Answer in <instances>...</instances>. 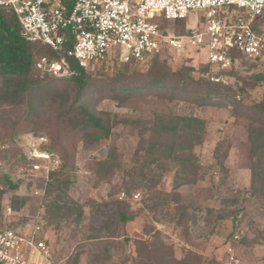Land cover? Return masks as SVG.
Listing matches in <instances>:
<instances>
[{"label":"rangeland","instance_id":"1","mask_svg":"<svg viewBox=\"0 0 264 264\" xmlns=\"http://www.w3.org/2000/svg\"><path fill=\"white\" fill-rule=\"evenodd\" d=\"M194 18L204 23L203 13L176 24L154 22L177 34ZM157 62L166 72L194 68L195 79L206 70L204 58L193 52H166ZM85 72L91 87L82 101L111 136L94 144L68 142L76 167L70 185L42 198L35 191L46 185L21 177L16 164L31 137L51 143L32 124L29 108L54 115L61 102L45 100L41 92L35 103L0 105V229L24 226L44 212V238L61 264H227L229 244L235 264H264V151L253 152L250 140L253 129L264 140V117L251 122L245 109L264 98V66L242 62L225 79L228 87L219 88L223 101L204 107L168 87L169 81L165 88L122 93L104 85L123 72L148 76L149 66L126 67L111 58ZM72 97L70 92L64 104ZM156 114L197 118L205 131L192 139L180 131L173 143L156 133ZM109 155L106 165L113 168L102 166Z\"/></svg>","mask_w":264,"mask_h":264},{"label":"built area","instance_id":"2","mask_svg":"<svg viewBox=\"0 0 264 264\" xmlns=\"http://www.w3.org/2000/svg\"><path fill=\"white\" fill-rule=\"evenodd\" d=\"M0 8L14 14L26 41L55 54L68 42L63 33H70L72 46L64 55L55 60L42 56L36 63L41 75L57 79L73 75L69 60L86 71L111 58L144 65L166 52L203 57L215 83L227 84L218 74L237 69L242 62L264 66V0H74L70 8L62 0H0ZM193 13H203L204 23L194 18L184 25V33L175 34L154 22L163 18L175 23ZM30 139L16 173L46 185L60 159L45 149L47 138ZM35 194L42 198L45 189ZM48 227L41 211L24 226L0 229V264H61L44 238ZM230 246L227 264H235Z\"/></svg>","mask_w":264,"mask_h":264},{"label":"trees","instance_id":"3","mask_svg":"<svg viewBox=\"0 0 264 264\" xmlns=\"http://www.w3.org/2000/svg\"><path fill=\"white\" fill-rule=\"evenodd\" d=\"M73 2L74 0H62V3L69 8ZM181 28V33H184V24H182ZM63 34L67 37L68 42L58 54H55L38 43L26 41L21 35V27L14 14L0 8V105L17 106L25 104L28 100L35 103L38 94L41 92H43L42 97L45 100H49L52 103L61 102L58 111L54 115L46 116L36 111L35 107L29 108V119L32 117V124L41 126L51 142L45 145V149L55 152L60 159L58 169L49 175L45 193L46 191L49 193L53 188L60 190L61 187L70 185V178L76 167L73 153L74 147L70 146L68 142L86 141L94 144L107 140L111 136V130L103 118L90 110L82 101L84 93H87L91 87V79L84 69L78 67L74 61L69 60L70 67L74 73L71 77L63 79H57L46 74L41 75L36 69V63L40 57L46 56L50 60H55L71 48L72 36L68 32ZM44 49L47 50V53L42 54ZM159 59L161 58L158 56H152L144 64L151 68L148 76L123 72L115 75L105 82L104 85L108 90H113L114 93H122L133 90L143 91L146 87L165 88L169 81L170 85L168 87H172V89L181 93L190 94L193 101L202 107L214 105L215 100L223 101V98H225L226 94L221 93L219 88H227V84L212 82L207 64H205V72L201 73L200 78L195 79L191 76V73L196 71L194 68L184 67L175 72L168 69L166 72L164 71L165 67L157 62ZM124 65L126 67L132 66V64ZM231 72L233 70L227 73H219L218 75L227 79L228 74ZM139 82H142V84L138 85ZM70 92L73 93L72 101L69 104H64ZM225 105L227 106L228 102H225ZM238 105L240 106V104ZM245 109L251 114V116H248L251 122H255L254 118L256 116L264 117V98L259 103ZM154 123L156 133L163 139L170 140L173 143L178 141L176 139H181L178 136L180 131L185 134L187 139H192L194 132L203 134L205 131L204 123L193 117L172 118L171 116L156 114ZM27 126L29 127V122ZM21 132L19 130L16 134H21ZM250 140L253 152H258L259 150V155L263 156V136L256 135L255 129H253L250 133ZM113 152L114 150L110 153L112 154ZM110 155L102 166L108 167L106 164L112 163V155ZM22 164L23 160L20 159L17 161L16 166ZM5 183L11 188L14 187L7 178H5ZM1 194L2 192L0 191V198ZM59 211L60 209L57 208L55 212L58 213ZM122 219L125 220L123 215ZM10 227L16 228L15 226Z\"/></svg>","mask_w":264,"mask_h":264}]
</instances>
